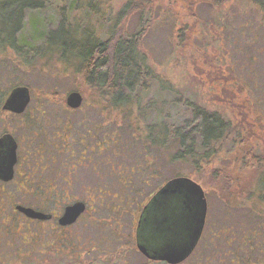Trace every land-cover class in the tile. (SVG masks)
<instances>
[{"label":"rangeland","instance_id":"obj_1","mask_svg":"<svg viewBox=\"0 0 264 264\" xmlns=\"http://www.w3.org/2000/svg\"><path fill=\"white\" fill-rule=\"evenodd\" d=\"M20 1L10 0L9 3L17 8ZM44 1H48L46 8L27 14L26 20L0 17V36L6 40L10 36L15 37L16 30L22 27L18 38L22 41L25 38L27 43L30 36H37L47 28L54 29L51 34L54 43L47 49L66 40V48L71 53L76 42L93 43L98 38H107L115 30V20L123 14L116 21L124 34L138 40L150 73L145 80L146 91L141 92V104L134 110L138 122L134 119L133 127L124 130L125 123H129L126 117L130 113L129 108L120 114L121 131L118 135L114 134V123L106 122V132L110 135L107 145H113L111 148L114 149L120 147L114 154L109 147L108 156L115 164L122 161L123 165L115 172L110 171L108 187L111 192L100 190L96 194L98 201L107 202L95 205V211H90L66 230L53 231L38 221L28 225L24 215L15 212L14 204L45 209L51 208L53 203L46 201V195L16 191V183L6 185V191L14 194L11 197L5 194L0 184V264H151V260L137 248V219L139 208L147 197L172 177L168 159L142 142L150 134V125L157 122L156 112L163 110L161 77L174 88L173 92L166 93L168 100L173 101L174 97L188 99L231 118L249 122L253 132L251 139H258L264 149V13L253 0H231L220 5L208 0ZM71 1L79 6L72 13ZM36 48L41 47L38 45ZM4 50L0 53V102L14 86H30V106H49L46 115L52 122V107H56L57 112L63 111L64 95L89 85L84 69L82 73L77 71L80 65L76 59L60 60L57 55L48 59L34 57L32 53L23 57L10 47ZM230 70L234 78L227 74ZM83 93L87 96L86 101L92 100L93 95L88 90ZM152 101L156 104L150 110L147 103ZM165 110L172 111L168 102ZM123 116L126 121L122 120ZM138 126L140 132H145L139 141ZM161 132L164 135V128ZM145 153L154 161L151 165L153 174H156L154 178L142 184L141 180H145L149 173L145 169L134 179V188L139 193L127 191L124 186L120 188L118 175H132L137 169L132 165L145 161ZM217 163L231 164L225 157H220ZM180 170L184 174L191 172L190 167ZM83 177L87 183L94 179L91 174ZM246 177L251 182L254 179L252 184L256 183V196L250 202L227 204L215 190L206 194L209 208L207 229L221 228V236L215 238L213 245L205 237L191 257L180 264H231L230 256L235 255L237 247L242 251L240 257L248 255V244L243 243L246 236L252 238L254 230L264 235V173L252 171ZM87 194L88 191L78 186L70 192L72 197L79 196L83 200L87 199ZM169 196L168 199L174 198ZM178 204L181 209L179 212L174 208V222L190 226H182L183 229L179 228L173 237L172 242L176 245L173 249L179 252L185 250L194 238L196 221L191 226L193 217L181 201ZM114 206L120 208L116 210ZM178 225H174V230ZM44 229L47 230L44 232ZM170 231L174 235L171 227ZM187 231L190 232L189 238L184 239ZM232 237L234 240L228 244L227 240ZM146 243L157 251L168 250L167 239L161 236ZM224 249L228 250V257L220 253ZM208 257L214 258L207 262Z\"/></svg>","mask_w":264,"mask_h":264},{"label":"trees","instance_id":"obj_2","mask_svg":"<svg viewBox=\"0 0 264 264\" xmlns=\"http://www.w3.org/2000/svg\"><path fill=\"white\" fill-rule=\"evenodd\" d=\"M9 1L0 0V17L9 20L15 18L14 20L16 21H20V19L26 20L27 14L45 9L48 2L44 0H21L20 7L14 8V4L9 3ZM208 1L220 5L231 0ZM253 1L264 13V0ZM75 5L74 1H71L70 13L74 9H79V6L76 7ZM116 20V26L115 28L113 27L115 30L111 31L107 38L104 40L98 38L93 43L84 42L81 44L80 42H76L75 48L72 49L71 53L66 48V40H63L58 46L54 45L52 48L47 49L51 46V43H54V39L51 37L54 29L48 30L47 28L41 33H38L37 36L29 35L31 39L25 43L26 40L24 37V41L18 38V33L22 28L19 27L16 30V36H10L11 39L7 37L6 40L5 37L0 36V53L4 52L5 48L10 47L13 50L19 51L23 57L32 53L34 57L40 56L50 59L57 55V58L60 60L71 61L72 58L76 59V61L81 60L82 66L76 69L80 73L84 69L85 77L89 84L88 86H100L102 100L105 102H115L114 108L119 109L120 114L123 113L125 108H129L130 113L126 116L129 118V123H125L126 127H124V130L130 129L135 124L133 122L134 119V121L138 122L135 117L130 116H135V107L139 108L141 104V98L143 97V95L141 96V92L146 91L145 80L146 76H149L150 69L145 62V55L140 52L136 37L124 34L122 27H119L120 23ZM5 34L2 33L1 35ZM38 45H40L41 50L36 48ZM229 72L227 74L234 78L231 70ZM161 88L163 110L159 109L156 112L158 116L156 118L157 122H153L150 125V134L148 133L147 140H142L149 147L154 148L157 154L161 153L168 159L172 177L166 180L161 188L168 181L177 179L178 177H190L194 182L202 186L205 194L210 190H215L220 197L226 200L227 204H233V202L239 204L252 201L256 196V183L252 184L254 179L251 182L246 176L252 171L259 172V174L264 173V149L262 148L263 144L258 139H251L253 134L251 124L231 118V116L229 117L219 110H210L198 103L194 104L188 99L174 97L173 101L168 100L166 93L173 92L174 88L162 77ZM137 90L140 91L137 92ZM167 102L172 111L166 112L165 107ZM155 104L156 101H152L151 103H147V106L149 105L151 110L152 106L155 108ZM112 107L109 105L108 109L111 111ZM130 108H133V110ZM126 117L123 116L122 120L126 121ZM122 123L124 124V122ZM163 128L164 135L161 132ZM138 133L137 139L139 141V139L145 136V132H140L138 126ZM150 157L152 158V156ZM220 157L229 158L231 164L218 165L217 161L220 160ZM148 164L146 161L132 165L137 167V169L135 168V172L132 175H125V188L127 191L130 190L136 194L139 193L134 188L136 184L134 179L136 175H142L145 169L149 170V173L145 180H141V183H148L150 178H154L156 174H153V170ZM183 167H190L191 172L184 174L180 170ZM155 193H151V195ZM147 198L149 199L150 197L148 196ZM178 201L173 202L174 207L179 206ZM145 203L139 208L140 212ZM140 212H138V216ZM207 222L196 248L205 237L213 245L216 242L215 238H220L221 236V228L219 230H209L207 229ZM177 228L176 231L178 230ZM252 232V235H255V237L260 233L258 230ZM248 237L250 236L244 238L243 243L248 244V248L252 251H247L249 255L240 257L242 251L237 247L234 252L235 255L230 256L231 264H264V260L262 259L264 257V245ZM232 240H234V237L230 238V242ZM195 249L192 251V254ZM260 251L261 253H259ZM255 252L257 254H254ZM220 253L226 255V257L229 255L228 250L225 249L224 252L221 251ZM214 257H208L206 261L208 262ZM158 262L149 261L151 264H158ZM165 264L168 263L165 262Z\"/></svg>","mask_w":264,"mask_h":264},{"label":"flooded vegetation","instance_id":"obj_3","mask_svg":"<svg viewBox=\"0 0 264 264\" xmlns=\"http://www.w3.org/2000/svg\"><path fill=\"white\" fill-rule=\"evenodd\" d=\"M79 65L82 66L81 60H79ZM18 87L28 89V94L17 98L15 101L16 110L7 109L6 103L12 92L18 89ZM84 90H88V93L93 95L91 96L92 100L86 101L87 96L84 95ZM73 93H78L82 97L81 103L74 102L73 105L68 103V98ZM31 101L32 93L30 86L18 85L12 88L0 102V184L5 194L11 197L14 194L6 191V185L16 183V191L24 194L35 193L40 196L46 195L48 196L46 201L50 200L53 203L51 208L45 209L35 205L14 204L15 212L24 215V219L28 225L38 221L44 226L47 225L53 231L66 230L68 227L79 222L90 211H95V205L107 202L98 201L95 197L100 190H109L111 192L108 187L110 183L109 173L110 171H117L116 169L123 165L122 161L115 164L108 156L109 147L113 154L120 147L114 149L113 147L111 148L113 145H107V137L110 135L106 132V122L110 123L111 121L114 123V133L116 135L120 133V112L119 109L114 108L115 102H105L102 100L101 89L97 85L66 93L63 97L65 104L61 107L64 110L57 112L55 111L56 107H52L50 110L51 117L54 116L52 122L49 121V117L46 115L49 106L41 105L33 107L30 106ZM109 105L113 106L111 111L108 109ZM111 113H113V116ZM141 116H145L146 118L145 114ZM118 145L120 146V142ZM12 146H15L16 149V162L9 168L10 148ZM144 157L145 161L143 162L147 161L151 167L154 162L153 159L146 153ZM10 169L12 172L11 176H9ZM88 174H91L94 179L87 183L83 175ZM118 178L120 188L125 187V175H118ZM77 186L88 191L86 200L81 199L79 196L72 197L70 195L71 190ZM154 195L142 207V211L139 213L137 219V227L139 226L141 216L145 213L144 209L146 205L152 200ZM180 198L183 205V202H185L184 197L180 196ZM78 203L85 205L82 214L75 222L62 225L60 218L65 214L67 207ZM167 204L166 210L170 209V227L175 236L172 199ZM18 205L35 208L48 216L44 220L31 218L18 211ZM114 207H116V210L120 208L119 206ZM110 209L112 208L110 207ZM146 218L147 216L144 221ZM206 218L208 220V213ZM260 235L261 233H258L256 237L253 235L252 238H248L254 239L264 245V235ZM227 242L229 244L230 240H227ZM247 250L249 252L252 251L249 248Z\"/></svg>","mask_w":264,"mask_h":264},{"label":"water","instance_id":"obj_4","mask_svg":"<svg viewBox=\"0 0 264 264\" xmlns=\"http://www.w3.org/2000/svg\"><path fill=\"white\" fill-rule=\"evenodd\" d=\"M28 89L25 87H18V89L12 92V95L8 99L6 103V108L16 110L15 101L19 96H23L28 94ZM23 93V94H22ZM77 96V97H76ZM82 97L77 93H73L72 96L68 98V103L74 104V102L81 103ZM16 162V149L15 146L10 148V164L8 167L10 168ZM11 169L9 170V176H11ZM8 177V176H7ZM171 195L172 197V209L173 215L176 213L174 208L180 209L178 207L173 206L174 201H180V196L184 197L183 206L190 212L191 216L194 219L193 223L191 222V226L195 223L196 234H194V238L191 240L190 244L185 250H180L179 252L173 249L176 247L174 242H172L174 235H171L170 231V209L166 210L168 199ZM208 203L207 198L205 196L204 189L201 185H198L194 182L190 177H178L177 179H173L168 181L166 185H164L161 189H159L152 200L146 205L145 213L141 216L139 226L137 227V248L138 250L144 254V256L151 260L155 261H164L170 264H180V262L187 259L191 256L192 251L196 248L199 243V239L201 237L202 232L204 231V226L207 221V213H208ZM85 209V205L83 203L73 204L67 207L65 214L60 218V223L62 225H68L77 220L79 216ZM150 209V211H148ZM17 210L31 218L38 219H46L47 214H44L35 208L28 207L25 205H18ZM148 212V213H147ZM180 212V210H179ZM195 214V216H193ZM197 214V216H196ZM146 223L144 221L145 217ZM190 216V215H189ZM145 223V225H144ZM169 223L168 228L166 230V225ZM179 224L177 229L182 226L190 227L188 223L181 225L179 222H174V225ZM183 229V228H181ZM179 230H175V235ZM180 233L178 237L180 238ZM170 235V236H169ZM190 232L187 231V235L184 239H188ZM164 237L167 239L168 250L166 251H157L149 247L146 242H152L154 239H158L159 237ZM176 240V238H175ZM179 240V239H178ZM177 243V242H176Z\"/></svg>","mask_w":264,"mask_h":264}]
</instances>
